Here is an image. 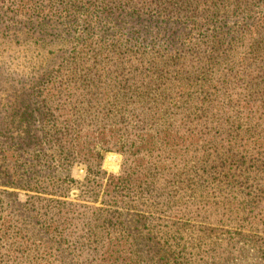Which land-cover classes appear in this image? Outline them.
<instances>
[{
    "label": "trees",
    "instance_id": "obj_1",
    "mask_svg": "<svg viewBox=\"0 0 264 264\" xmlns=\"http://www.w3.org/2000/svg\"><path fill=\"white\" fill-rule=\"evenodd\" d=\"M0 4L14 15L11 23L39 34L63 29L66 35H73L60 43L61 52L68 43L72 46L38 92L46 164L71 167L85 163L89 175L96 179L102 170L95 161L104 151L129 153L138 163L144 159L142 152L157 149L155 153H165L166 160L169 157L171 166L155 155L158 162L145 169L144 182L137 167L111 176L109 186L114 188L110 201L131 197L142 202L162 198L170 202L189 191L209 193L215 192L212 187H238L243 198L231 191L234 201L229 204L249 210L254 224L251 229L238 227L241 230L236 235L253 243L264 241V206L257 205L263 202L264 183L254 185L251 179L264 173V105L251 93L243 102L228 100L234 94L228 89L229 80L236 77L229 75L227 79L224 73L229 65L234 70L260 67L244 80L248 89L264 96V0H0ZM128 18L139 23L160 20L183 24L190 31L181 49L154 48L148 52L139 31L128 35ZM116 54L135 59L125 62ZM133 124L139 127H131ZM131 128L136 133L128 135ZM7 144V139L0 138V178H6V185H14L17 174L10 171ZM191 149L193 158L189 154L177 159ZM179 159H186L183 168L177 165ZM247 164L251 171H247ZM166 170L173 171L170 178H166ZM49 181L36 179L28 189L38 201L43 195L55 197L44 208L46 212L37 209L46 233L62 244L80 245L83 252L84 247L89 249L84 257L93 255L97 260L94 264H121L122 259L131 262L126 264H141L142 255L116 207L118 201L101 208L87 205L95 213L85 219L81 229L85 232L80 235L71 225L81 212L70 211L73 203L62 199L67 197L63 182ZM256 188L255 202L244 199L252 198ZM93 193L96 191H89ZM93 199L90 195L86 201ZM143 218L145 221L141 217L139 223L148 228L146 235L158 246L161 262L182 264L187 245L171 243L175 242L174 234L181 231L173 230L177 222L169 224L167 219L158 223L159 227L156 222L161 217L155 213ZM7 222L11 220L0 223V241H10ZM162 225L168 226L167 230ZM203 229L220 233L225 224L218 219L207 222ZM26 237L21 235V241L29 243ZM29 250L26 247L16 253L25 255ZM219 260L211 264H230L229 256Z\"/></svg>",
    "mask_w": 264,
    "mask_h": 264
},
{
    "label": "rangeland",
    "instance_id": "obj_2",
    "mask_svg": "<svg viewBox=\"0 0 264 264\" xmlns=\"http://www.w3.org/2000/svg\"><path fill=\"white\" fill-rule=\"evenodd\" d=\"M6 12L0 8V138L8 141L5 148L10 160V171L16 172L18 176L14 174L12 181L14 185H6V178H0V223L11 220L5 226L9 230L10 241L6 239L0 241V264H94L97 262L93 255L89 254L90 258L84 257L89 253V249L86 251L84 247L83 252L80 245L62 244L46 233L40 224L44 222V218L36 215L37 209L40 212H46L44 208L51 200H55V197L43 195L40 201L31 197L35 193L28 189L36 179L63 182L67 197L62 199L73 203V206L69 208L70 211L76 210V214L81 212L80 216H74L71 225L73 232L80 235L85 232L81 230L82 225L87 222L85 219L92 217L95 213V210L87 208V205L101 208L106 207V203L114 204L118 201L116 207L121 210L122 219L142 255L141 264H166L161 262L158 246L147 237L148 228H142V223H139L141 217L145 221L143 217L150 215L151 212L161 217V220L155 221L156 225L167 219L171 222L169 224L177 222L176 228L172 226L173 230L181 229V231L174 234L175 242L171 241V243L187 245L182 264H211L217 261L220 263L219 259H228V256L230 264H264V241L253 243L236 235L241 229H251L254 224L249 210L237 209L234 204H229V201H234L230 197L231 191H234L233 195L243 198L242 192L237 193L238 187L228 189L212 187L215 192L209 193L201 189L195 192L189 191L187 195L185 192L183 197L172 198L170 202H165L164 198L159 202L152 199L142 202L131 197H120L110 201L109 193H112L114 188L113 185L109 186L111 176L118 177L125 168L137 167L140 170L138 176L141 182H144L147 177L144 174L145 169L150 166L155 167L158 162L155 155L161 157L164 165L170 163L169 157L166 160L165 153H155L157 149L150 153H147L148 150L142 152L144 159L138 163L129 153L116 150L104 151L102 158L95 161L97 165L101 164L102 170L96 179H92L93 177L89 175V166L85 163L71 167L46 164L47 146L43 140V116L38 92L42 88L43 81L49 78L56 71L57 66L65 60L72 46L68 43V47L63 48L61 52L60 43H64L65 39H70L73 35H66L62 32L63 29L55 31L49 29L39 34L20 24L11 23L14 15ZM125 21L128 35L132 37L135 31H139L138 36L141 41H144L142 45H145L148 52L154 48L170 51L181 49L184 46L185 36L190 31L186 25L160 20L139 23L134 18H128ZM7 23L11 24L8 27L4 26L8 25ZM115 57L125 62L135 59L117 54ZM227 68L224 70L226 78L229 75L236 77L229 80L228 89L234 94L227 99L243 102L247 98L246 95L251 93L257 103L264 105V96L255 89H248L244 80L249 74H256L260 67L254 71L238 67L234 70L232 65ZM111 70L116 71L114 68ZM239 71L242 72L240 75H238ZM135 126L139 127L137 124L131 127ZM134 133H136L134 128L127 132L128 135ZM191 152L192 149L185 150L184 155L177 156V159L180 156L187 157L189 154L191 156ZM185 160L180 162L179 159L178 167L183 168ZM168 166L170 167L171 163ZM249 166L250 164H247L246 167L249 168ZM247 171H251L250 168ZM172 172L166 170V178H170ZM251 179L254 185L263 184L264 173L261 172L256 177L252 176ZM89 191H96V193L89 194ZM258 192L256 188L252 198L245 196L244 199L255 202L257 196L254 195ZM90 195L95 199L88 202L86 200ZM262 200L263 202L257 205L264 206V194L260 196V201ZM259 211H255L254 214ZM262 211L264 212V209ZM180 217L183 218L182 221ZM218 219L224 222L225 231L216 233V231L203 229L207 222ZM162 226L167 230L168 226ZM243 231L246 232V230ZM21 235L22 238L28 236L29 238H26L29 243L22 242ZM30 236L33 239H30ZM8 247H12L13 250L7 251ZM26 247L30 250L24 252L25 255L16 253L18 250H25ZM79 253L83 255L79 256ZM122 260L121 264L129 262Z\"/></svg>",
    "mask_w": 264,
    "mask_h": 264
}]
</instances>
